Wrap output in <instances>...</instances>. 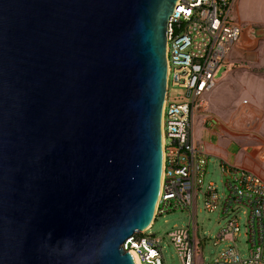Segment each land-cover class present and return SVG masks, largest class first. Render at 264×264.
<instances>
[{"label":"water","instance_id":"95a60500","mask_svg":"<svg viewBox=\"0 0 264 264\" xmlns=\"http://www.w3.org/2000/svg\"><path fill=\"white\" fill-rule=\"evenodd\" d=\"M178 1L0 0V264H138Z\"/></svg>","mask_w":264,"mask_h":264},{"label":"built area","instance_id":"2783aa9c","mask_svg":"<svg viewBox=\"0 0 264 264\" xmlns=\"http://www.w3.org/2000/svg\"><path fill=\"white\" fill-rule=\"evenodd\" d=\"M237 0H179L168 25V86L163 115L164 168L161 192L151 226L128 238L123 247L133 251L140 264H165L161 238L148 234L159 216L173 210H188L190 222L169 232L182 264H201L197 235V199L205 196L206 208L230 214L239 207L248 211L249 250L236 245L240 235L237 218L229 220L216 238L218 245L232 240L216 263L264 264V178L253 170L221 161L228 195L222 199L217 185L205 186L210 163L205 145L195 134V122L207 106V96L216 87L217 73L228 63L241 41L244 27L232 19ZM172 88L181 94L170 100Z\"/></svg>","mask_w":264,"mask_h":264},{"label":"crops","instance_id":"0c3cea01","mask_svg":"<svg viewBox=\"0 0 264 264\" xmlns=\"http://www.w3.org/2000/svg\"><path fill=\"white\" fill-rule=\"evenodd\" d=\"M250 36L243 34L233 53L262 58L264 45L254 49ZM217 84L207 96L209 112L196 119V137L204 143L210 161H226L264 178V79L241 68L231 73L226 67Z\"/></svg>","mask_w":264,"mask_h":264},{"label":"rangeland","instance_id":"374dc122","mask_svg":"<svg viewBox=\"0 0 264 264\" xmlns=\"http://www.w3.org/2000/svg\"><path fill=\"white\" fill-rule=\"evenodd\" d=\"M231 17L234 21L243 25V34L249 32L251 39L254 38V42L252 43L254 49L259 45H264V0H237ZM250 37L248 39H250ZM261 56L262 58L248 59L245 55L241 57L233 53L229 58L230 63L219 70L217 78L220 77L225 71V68L228 67L231 73H235L236 70L241 68L247 71L250 76L264 79V53H261ZM230 78L232 79L230 82H232L233 78ZM217 86L218 84H216V87ZM182 91L181 88H172L170 100H174ZM204 109L205 110H203L200 115H205L209 112V105L207 104ZM211 181L216 183L218 193L220 197L224 199L225 196L228 195V189L225 186V179L222 175L219 161L216 159H211L209 163L208 171L205 176V186ZM234 218H237L240 224V235L236 240V245L240 252L246 255L249 250L247 208L239 207L230 214L222 213L221 209L211 212L206 208L203 192H199L195 220L197 223V235L200 239L201 264H226L216 263L215 259L223 249L228 245L234 244V242L232 240H225L216 245L215 241L221 230L228 225L229 220ZM189 222L190 212L188 210H173L165 215L159 216L154 222L152 229L148 232V234H155V236L161 238L165 264H182V260L176 246L170 238L169 232L175 227L186 226Z\"/></svg>","mask_w":264,"mask_h":264},{"label":"bare ground","instance_id":"6f19581e","mask_svg":"<svg viewBox=\"0 0 264 264\" xmlns=\"http://www.w3.org/2000/svg\"><path fill=\"white\" fill-rule=\"evenodd\" d=\"M151 224H152V222L149 224V226H151ZM136 259H137V258H136ZM137 262H138V264H140L139 261H138V259H137Z\"/></svg>","mask_w":264,"mask_h":264}]
</instances>
